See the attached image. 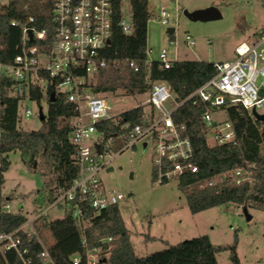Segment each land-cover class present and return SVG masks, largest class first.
I'll return each instance as SVG.
<instances>
[{"label": "built area", "instance_id": "2783aa9c", "mask_svg": "<svg viewBox=\"0 0 264 264\" xmlns=\"http://www.w3.org/2000/svg\"><path fill=\"white\" fill-rule=\"evenodd\" d=\"M43 1L51 3L52 28L38 29L22 24L20 51L11 62H0V79L5 78L10 82V95L25 96L20 103L29 99L33 86H38L45 93L52 86L55 94L64 95L74 105L76 114L71 119V142L75 146L74 161L79 172L68 188L55 191V198L49 205H61L71 211L81 230L89 223L86 207L99 213L111 205H119L126 198L124 193L107 188L99 177L101 170L118 154H110L107 145L113 142V137L105 140L104 130L99 129V124L109 121L116 126L119 133L129 139L126 148L139 141L151 143L153 181L162 184L178 179L186 172L198 171V166L193 162L192 141L184 133V126L176 124L172 118V113L183 103L193 99L194 104L201 102L205 105L201 118L211 145L236 142L232 122L227 117L215 119L216 113L224 111L227 114L229 107L237 105L250 113L253 108L264 113L260 111L264 110V28L236 45L233 59L214 62L216 73L183 100L175 98L166 82H152L148 91V105L153 113L147 114L143 124H132L125 120L124 111L118 115L109 113V99L94 92L101 72L114 68L119 61V58L108 55L115 25L114 0ZM169 18L168 10L161 8L160 21L166 24ZM34 21L35 16L30 15L28 23ZM12 24L20 25L15 20ZM118 25L128 35L133 31L131 16L127 19L123 15ZM48 36L52 39L51 48L46 46ZM186 40L189 45L195 44L190 35H186ZM151 52L152 48L147 47V64L154 61L149 59ZM155 60L163 68L171 67L173 62L168 59L166 49H162ZM124 62L133 71L140 70L136 60L126 58ZM19 114L21 120L28 119L33 111L25 107ZM245 181H252V173L245 167H239L205 180L203 186L240 184ZM13 205L7 200L0 206V211L23 214L27 219L12 231H0V253L7 258V263L12 264V256L18 264H56L49 247L43 246L36 228L37 221L46 215L47 208L35 200ZM24 235H35L42 244L37 256L24 244ZM111 241L112 237L103 238L100 245L88 247L83 235L84 253L74 254L73 264H107Z\"/></svg>", "mask_w": 264, "mask_h": 264}, {"label": "trees", "instance_id": "16d2710c", "mask_svg": "<svg viewBox=\"0 0 264 264\" xmlns=\"http://www.w3.org/2000/svg\"><path fill=\"white\" fill-rule=\"evenodd\" d=\"M131 7L133 31L126 34L118 25L124 15V6ZM114 31L108 55L119 58L114 68L102 71L94 87V92L114 94L117 91L129 95L147 93L154 81L166 82L177 100L185 99L190 93L205 83L216 73L214 62L199 60L173 61L171 67H160L154 60L146 63L148 23L155 11L151 0H114ZM35 21L28 23V17ZM20 25L14 26L12 21ZM22 24L38 29L52 28L51 3L43 0H0V62L9 63L20 51ZM35 42V41H33ZM53 45L51 36L46 46ZM130 58L137 61L139 71H133L124 62ZM10 82L0 79V204L11 199L2 192L3 172L10 165L8 153L21 151L28 157L30 168L41 169L43 176L53 180L47 185L41 205H49L55 198L57 189H66L78 175L79 167L74 161L75 146L71 142V119L76 114L74 105L62 94H55L51 101L53 87L44 94L38 86H33L29 99L47 102V114L37 130H25L19 126V105L24 95H10ZM205 105L190 99L172 113L176 124L184 126V133L191 139L194 147L193 162L197 172H186L178 180V188L186 196L190 211L195 214L224 204H237L246 208L264 211V121L256 119L241 105L227 109V118L232 122L236 142L211 145L205 135V125L201 118ZM149 112L144 105H138L123 112L125 120L132 124H143ZM104 130V139L119 134L112 123L98 125ZM38 165H34L35 161ZM245 167L252 173V181L240 184L219 183L214 186H200L205 180L233 168ZM87 226L81 230L71 214L65 210L60 219L45 221L54 237L49 251L56 264H73L72 256L84 253L83 235L87 246L101 244L103 238L112 237L111 250L107 264H218L217 253L228 250L230 260L241 264L237 254L238 237L232 245L215 246L207 234L186 239L178 244L153 253L136 254L125 226L119 205H111L96 213L86 207ZM27 219L26 215L0 211V231L8 232L17 228ZM24 244L37 256L42 244L35 235L23 236ZM10 256V255H9ZM10 259V258H9ZM12 264L18 262L11 256ZM0 264H8L0 253Z\"/></svg>", "mask_w": 264, "mask_h": 264}, {"label": "rangeland", "instance_id": "374dc122", "mask_svg": "<svg viewBox=\"0 0 264 264\" xmlns=\"http://www.w3.org/2000/svg\"><path fill=\"white\" fill-rule=\"evenodd\" d=\"M154 15L148 23L147 47L152 48L149 59H157L162 49L171 61L199 60L225 61L234 58L239 43L253 37L264 28V0H151ZM217 7L221 17L210 20H194L187 13L208 7ZM170 13L168 23L160 21V10ZM131 7L124 6V17L129 19ZM186 35L192 36L189 45ZM45 93V91H43ZM109 99V113L118 115L123 111L144 105L147 109L148 92L136 95L103 94ZM121 96V97H118ZM28 107L33 115L20 119L19 126L25 130H37L41 126L40 107L47 114V102L41 106L34 100L20 103L19 113ZM260 111H264L261 109ZM20 115V114H19ZM220 111L215 119H225ZM129 139L122 133L108 144L111 155L118 153L110 164L99 173L107 188L125 194L119 209L137 255L163 250L169 245L207 234L215 246L232 245L237 234V254L241 264H264V211L237 204H224L193 214L184 193L178 188V180L171 179L155 184L153 178V146L139 141L126 148ZM9 168L3 172L2 192L11 195L13 206L21 201L35 200L41 204L46 189L53 183L50 176H43L41 169L30 168L28 157L21 151L8 153ZM39 161L37 160L36 166ZM47 183L48 186L45 184ZM205 183H202V187ZM0 204L2 206L5 204ZM47 213L37 223L39 238L45 247L54 243V237L45 221L60 219L65 214L61 205L46 206ZM248 215L250 218H248ZM218 264H234L228 250L217 253Z\"/></svg>", "mask_w": 264, "mask_h": 264}, {"label": "water", "instance_id": "95a60500", "mask_svg": "<svg viewBox=\"0 0 264 264\" xmlns=\"http://www.w3.org/2000/svg\"><path fill=\"white\" fill-rule=\"evenodd\" d=\"M187 15L194 20H210L214 18L221 17V13L217 7L211 6L205 9L195 10L194 12L187 13ZM55 100V92L51 93V101ZM251 114L258 120L264 121V113H259L255 108L252 109ZM45 114L42 109H40V119H44ZM36 165V161L34 163ZM245 213H247V208L244 209ZM248 218L250 216L248 215Z\"/></svg>", "mask_w": 264, "mask_h": 264}]
</instances>
